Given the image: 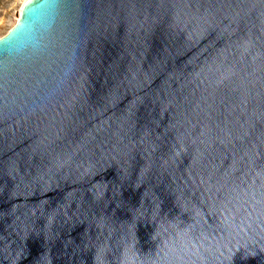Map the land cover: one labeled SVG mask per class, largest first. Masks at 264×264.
<instances>
[{
	"label": "water",
	"instance_id": "water-1",
	"mask_svg": "<svg viewBox=\"0 0 264 264\" xmlns=\"http://www.w3.org/2000/svg\"><path fill=\"white\" fill-rule=\"evenodd\" d=\"M0 264H264V0H28Z\"/></svg>",
	"mask_w": 264,
	"mask_h": 264
},
{
	"label": "rangeland",
	"instance_id": "rangeland-1",
	"mask_svg": "<svg viewBox=\"0 0 264 264\" xmlns=\"http://www.w3.org/2000/svg\"><path fill=\"white\" fill-rule=\"evenodd\" d=\"M26 0H0V37L4 36L18 21Z\"/></svg>",
	"mask_w": 264,
	"mask_h": 264
},
{
	"label": "bare ground",
	"instance_id": "bare-ground-1",
	"mask_svg": "<svg viewBox=\"0 0 264 264\" xmlns=\"http://www.w3.org/2000/svg\"><path fill=\"white\" fill-rule=\"evenodd\" d=\"M27 1H28V0H26L25 3H26ZM25 3H24V4H25ZM24 4H23V5H24Z\"/></svg>",
	"mask_w": 264,
	"mask_h": 264
}]
</instances>
